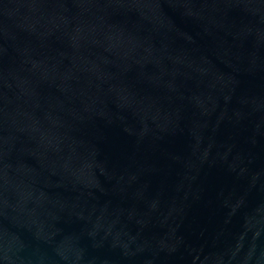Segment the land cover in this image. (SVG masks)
<instances>
[{"label": "water", "instance_id": "1", "mask_svg": "<svg viewBox=\"0 0 264 264\" xmlns=\"http://www.w3.org/2000/svg\"><path fill=\"white\" fill-rule=\"evenodd\" d=\"M0 264H264V0H0Z\"/></svg>", "mask_w": 264, "mask_h": 264}]
</instances>
